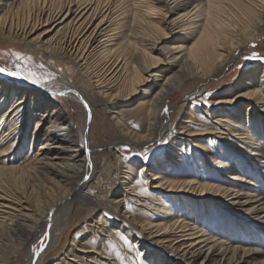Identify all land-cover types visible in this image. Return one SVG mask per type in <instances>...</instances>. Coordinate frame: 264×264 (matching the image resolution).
I'll return each mask as SVG.
<instances>
[{
  "label": "bare ground",
  "instance_id": "1",
  "mask_svg": "<svg viewBox=\"0 0 264 264\" xmlns=\"http://www.w3.org/2000/svg\"><path fill=\"white\" fill-rule=\"evenodd\" d=\"M113 3L0 0V39L20 42L26 52L36 56L48 52L63 68L61 72L50 62L47 64L43 77L51 92L34 88L23 79L19 85L0 75V110L6 107L0 117V264H16L25 251L28 255L22 264H44L47 254L65 243L67 220L77 206L75 202L94 204L87 193L88 182L103 177L90 127L85 123L83 137L79 138L65 108L50 93L62 91L79 96L93 118L96 110L77 86L88 93L96 88L115 132L131 145H144L157 136L163 137L169 129V124L160 122L162 110L186 80L193 78L205 86L231 64L232 56L245 43L264 30V0H133L127 14L126 10L118 13ZM123 26L128 29L124 31ZM149 87L154 88L153 92ZM199 91L193 90L187 96L193 98ZM235 93L233 98L224 99L232 106L219 107L218 125L201 132L224 134L226 130L222 139L238 149L231 160L221 162L217 168L224 177L231 175L230 179L205 182L191 175L177 181L168 176L172 165L182 167L186 161V157L175 154L182 148L172 133L174 145L165 159H126L115 172H109L120 186L116 205L130 195L143 197L132 182L145 176V189L151 192L149 200H158V212L147 216L139 228L129 221L127 212L114 215L117 220H110L109 225L120 226L138 242L169 248L187 264H233L238 255L244 264H264L258 246L245 249L232 245L207 233L201 224L200 206L213 205L209 200L215 197L211 195L219 192L228 208L252 213L248 217L236 213L237 220L252 223L264 232V220L258 219L260 214L264 218V197L247 186L234 189L231 183L240 181L251 186L258 167L264 169L259 164L264 162V139L259 143L250 140L264 137V65L249 66ZM133 97L140 99L137 114L129 117L132 111L122 114L117 110L133 102ZM27 116L35 119L31 129L24 127ZM180 129L178 133H186L185 125ZM28 142V153L18 157V151ZM111 145L114 143L110 140L102 144ZM200 148L209 152V158L197 161V165L213 168L219 161L216 154L205 145ZM246 155L249 157L245 162ZM242 164L246 166L242 168ZM167 198L171 201H164ZM174 199L184 214L172 217L168 207L175 204ZM107 219H99L104 223L95 220L91 230L109 236L103 232L109 226ZM71 245L77 248L75 243ZM70 252L72 248L61 261L66 263ZM150 264L159 263L151 259Z\"/></svg>",
  "mask_w": 264,
  "mask_h": 264
},
{
  "label": "rangeland",
  "instance_id": "2",
  "mask_svg": "<svg viewBox=\"0 0 264 264\" xmlns=\"http://www.w3.org/2000/svg\"><path fill=\"white\" fill-rule=\"evenodd\" d=\"M180 1L181 0H176L178 3H180ZM132 3L133 0H114L113 6H115L118 13L126 10L127 14L129 13L128 10H130ZM190 26L192 27V25ZM122 29L126 31L128 28L123 26ZM56 30L51 32L50 36L54 35ZM263 45L264 30L263 33L254 36V38L245 43L234 56H232L231 64L226 66L221 74L217 75L205 86L202 85L200 81L193 78L186 80L185 84H182L180 88L177 89L176 93L170 97L162 110L160 122L167 125L169 124V129L164 133L163 137L157 136V138L144 143V145H131L127 140L126 142L115 132L112 127L111 115L108 113V108L104 103V99L100 97L101 95L97 94L96 88H92L91 92L88 93L86 88H82L79 85L77 86L78 92L83 95L86 101L89 99L93 108L96 110V114H94L93 118H91L90 112L85 108L86 103H84V100L79 96H71L62 91L55 94L50 93V96L65 108L76 131L79 133V138L83 137L85 123L87 127H90L92 144L100 157V173L103 174V177H99L98 181L94 179L91 184L88 182L89 189H87V193L94 201V204L81 201L75 202L77 206L73 209L72 217L67 220L68 237L66 236V241L61 244L59 250H53L47 254L44 259V264H77L74 260H78L81 264H113L112 262L117 264H150L151 259L159 264H165V262L169 264H187V261L183 257L171 252L169 248L138 242L136 238H131L120 226L109 225L110 220H117V218H114V215H123L124 212H127L129 221L132 222L136 228H139L142 221L147 216L158 212L156 209L158 200L154 199V202L149 200L151 192L145 189V176L140 180L135 179L132 182L133 187L140 188L139 190H141V192L139 194H143V197L130 195L128 198H124L123 203L116 205L114 200L120 186L117 181L113 180L114 178L109 172H115L118 169V165L126 159L132 160L133 162L144 160L149 162L159 157L165 159L168 152H170L169 150L172 149L173 142L170 134L173 133L174 137L181 141L179 143H181L182 148L181 150H177L178 152H175V154H178L177 157H186V161L185 165L182 167L174 168V165H172L173 168H171V172L168 173V176L177 181L188 179L191 175L205 182H221V180L230 179L231 175H226V178L217 168L221 166V162L231 160L233 158L232 154L239 152L237 151L238 149H234L235 147L231 144H226L222 139L224 135H227L226 130L222 131L224 134H201V132L212 130L213 127L218 125V117L221 116L217 112L219 107L226 109V107L232 106L231 104L228 106L224 99L233 98L237 94L235 92L238 91L247 68L255 63L261 66L264 65ZM241 51L244 55L242 54L240 56L239 53ZM43 54H41V57L38 55L36 56L32 51L26 52L20 42L13 43L0 39V67H6L13 71H20L23 73L22 76H11L7 72H4L0 73L1 77L4 79L8 78L10 82H15L19 85H22L20 80L23 79V81L34 88H44L48 90V92H51L52 90L46 86V80L43 77L48 66L47 64L50 62V66H56L55 68L61 72H63V68L56 59H52L53 57L50 53L43 52ZM184 73L185 75L188 74L186 71H184ZM29 74H34L41 83H34L32 79L26 78ZM149 89L153 92L154 88L149 87ZM193 90L200 91L198 95L193 98L187 96ZM85 93H87L86 98L84 95ZM132 100L133 102H128V104L120 106L117 110H120L122 114L132 111L129 117L137 114L140 111L138 107L140 99L138 97H133ZM237 104L238 103H236L235 106ZM5 109L6 107L0 110V117ZM190 112H192L193 115L190 116ZM254 112L256 115L260 113L258 110H254ZM257 120L258 119L255 118V121ZM125 121L128 122L126 119ZM34 125L35 119L27 116L25 118L24 127L31 129ZM182 125L186 126V133H178ZM5 131L6 130L3 129V133ZM257 138L259 139L255 140V138L250 140L254 143H259L264 139V137ZM106 140H110L114 145L102 146ZM38 144L39 143L36 142L35 147H37ZM201 145L209 147L219 159V161L217 160V162L212 165L213 168L204 169V167L197 165V161L202 160L206 162L209 158V152L204 150H202V152L200 148ZM29 146V142L25 144V148L18 151L20 152L18 157L27 154ZM248 157L249 155L243 156V160L246 162ZM259 164L264 165V162H259ZM245 166L246 165L243 164L241 165L242 168ZM245 169H248V167ZM245 174L250 176L248 172H245ZM256 174L257 177L254 178L251 186H248L246 182L231 181L234 186L233 188L242 189L247 186L255 194L264 197V169L258 167V173L256 172ZM220 194L219 192L212 193L211 196L215 198L209 201H211L213 205L208 207L206 204H203L200 206L202 211L200 212L202 218L201 224L204 230L214 235L216 238L226 239L232 242V245L243 246L245 249H251L252 246L256 245L261 251V253L258 254L264 257V232H261L252 223H245L236 218V215H238L236 213L241 214V217H248L252 215V213L248 211H240V213L235 209L232 210L228 208L229 206L225 204V198ZM144 197H147L145 198L146 200H144ZM164 201H171V199L167 198V200L164 199ZM173 202H175V204L171 203L170 207H168V209L171 210L170 213L173 214L172 217L176 216V214H184L182 207L176 204L177 200L174 199ZM140 203L143 204L139 205ZM103 211H105V214L101 216V212ZM258 216L259 220H264L261 214ZM101 217L104 220L108 218L109 226L106 227V231L103 232L107 233L109 236L103 235L100 230H96V232L91 230L95 220L104 223L103 220H99ZM98 225L100 226V224ZM136 228H133L135 233ZM71 243H75L77 248L73 247ZM70 248H72V252L68 253L69 257L65 258L67 261L65 263L64 260L61 261V259L66 256ZM84 250L89 252H84ZM27 255L26 251L23 252V255L20 256L16 264H22L27 258ZM105 256H109L111 259H106ZM157 258L160 262L155 261ZM240 259L241 255H238L237 260H234L233 264H244V260Z\"/></svg>",
  "mask_w": 264,
  "mask_h": 264
},
{
  "label": "snow or ice",
  "instance_id": "3",
  "mask_svg": "<svg viewBox=\"0 0 264 264\" xmlns=\"http://www.w3.org/2000/svg\"><path fill=\"white\" fill-rule=\"evenodd\" d=\"M4 72H7L11 76H22L23 75V73L20 71H13L6 67H0V73H4ZM26 78L32 79L34 83H41V81L37 79L34 74H29V76Z\"/></svg>",
  "mask_w": 264,
  "mask_h": 264
}]
</instances>
